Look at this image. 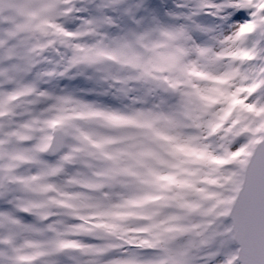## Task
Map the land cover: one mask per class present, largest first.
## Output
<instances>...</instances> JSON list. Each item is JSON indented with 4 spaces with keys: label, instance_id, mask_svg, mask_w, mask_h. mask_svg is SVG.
Listing matches in <instances>:
<instances>
[{
    "label": "snow or ice",
    "instance_id": "1",
    "mask_svg": "<svg viewBox=\"0 0 264 264\" xmlns=\"http://www.w3.org/2000/svg\"><path fill=\"white\" fill-rule=\"evenodd\" d=\"M0 264H264V0H0Z\"/></svg>",
    "mask_w": 264,
    "mask_h": 264
},
{
    "label": "rangeland",
    "instance_id": "2",
    "mask_svg": "<svg viewBox=\"0 0 264 264\" xmlns=\"http://www.w3.org/2000/svg\"><path fill=\"white\" fill-rule=\"evenodd\" d=\"M79 79H81V78H78V79L73 80V81L61 80L60 83H61V84H66V85H68L69 87H79V86H78V81H79ZM90 87H92V85H90L88 88H90ZM88 98L91 99V97H88Z\"/></svg>",
    "mask_w": 264,
    "mask_h": 264
}]
</instances>
